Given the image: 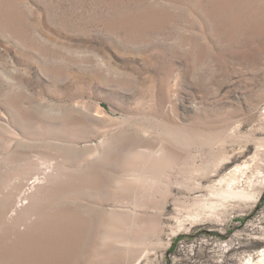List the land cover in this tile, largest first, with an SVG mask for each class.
<instances>
[{"label": "rangeland", "instance_id": "1", "mask_svg": "<svg viewBox=\"0 0 264 264\" xmlns=\"http://www.w3.org/2000/svg\"><path fill=\"white\" fill-rule=\"evenodd\" d=\"M0 264H264V0H0Z\"/></svg>", "mask_w": 264, "mask_h": 264}]
</instances>
